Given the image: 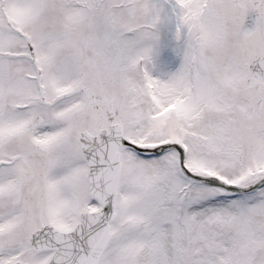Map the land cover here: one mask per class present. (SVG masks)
Masks as SVG:
<instances>
[{"label":"snow or ice","instance_id":"snow-or-ice-1","mask_svg":"<svg viewBox=\"0 0 264 264\" xmlns=\"http://www.w3.org/2000/svg\"><path fill=\"white\" fill-rule=\"evenodd\" d=\"M0 264H264V0H0Z\"/></svg>","mask_w":264,"mask_h":264}]
</instances>
